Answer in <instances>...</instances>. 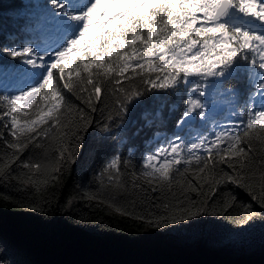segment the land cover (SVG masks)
I'll use <instances>...</instances> for the list:
<instances>
[{
  "label": "snow or ice",
  "instance_id": "1",
  "mask_svg": "<svg viewBox=\"0 0 264 264\" xmlns=\"http://www.w3.org/2000/svg\"><path fill=\"white\" fill-rule=\"evenodd\" d=\"M38 8L21 29L35 35L0 46V119L12 138L0 132V180L43 193L76 163L95 113L104 117L98 130L109 132L146 95L190 85L175 126L192 127L208 120L213 95L237 104L242 93L230 82L246 78L238 124L211 140L177 134L143 158L139 173L113 153L86 195L162 227L233 209V193L214 199L230 184L261 210L241 205L240 222L264 219V105L249 103L264 99V0H46ZM6 80L20 86L12 92ZM159 116L146 110L143 127Z\"/></svg>",
  "mask_w": 264,
  "mask_h": 264
},
{
  "label": "trees",
  "instance_id": "2",
  "mask_svg": "<svg viewBox=\"0 0 264 264\" xmlns=\"http://www.w3.org/2000/svg\"><path fill=\"white\" fill-rule=\"evenodd\" d=\"M42 2L46 0H0V46H13L35 35L21 29L27 19L38 15V5ZM230 83L242 93L240 101L230 104L225 102V96L213 95L215 103L208 120L192 127L175 126L190 85L182 84L175 90L154 91L146 95L130 109L123 126L113 127L109 132L98 130L99 121L104 117L95 113L98 123L82 138L76 163L43 193L33 191L34 185L31 184L0 180V215L4 218L0 219V264H56L48 258L72 240H81L89 247L124 248L192 264H264V219L256 217L248 223H241L239 219L241 205H251L257 212L261 211L244 189L230 184L220 187L214 199H227V192L237 198L234 208L222 215H203L162 227H156L146 218L121 214L116 211L117 204L99 198L88 199L86 195L97 189L95 177L113 153L121 155L124 161H132L139 173L143 158L177 134L188 143L200 135L211 140L213 133H217L213 128L215 125H219V131L223 132L238 124L244 118L240 108L250 89L246 78L234 79ZM5 85L11 86L12 92L20 86L13 80H6ZM249 103L257 106L256 98ZM146 110L153 114L160 111L151 127H143ZM6 120L0 119V132H4L5 138L12 139L4 128ZM141 128L143 130L137 135ZM3 149L4 143L0 140V150ZM30 151L43 154L42 149L33 150L31 146ZM28 155L29 151H26L21 159ZM12 167L13 175L21 171L16 165ZM140 211L142 208L137 206L136 212ZM216 211L221 212L222 208L217 207Z\"/></svg>",
  "mask_w": 264,
  "mask_h": 264
},
{
  "label": "water",
  "instance_id": "3",
  "mask_svg": "<svg viewBox=\"0 0 264 264\" xmlns=\"http://www.w3.org/2000/svg\"><path fill=\"white\" fill-rule=\"evenodd\" d=\"M0 219L4 218L0 215ZM48 260L56 264H192L189 261L161 259L124 248L89 247L81 240L69 241L63 249Z\"/></svg>",
  "mask_w": 264,
  "mask_h": 264
},
{
  "label": "rangeland",
  "instance_id": "4",
  "mask_svg": "<svg viewBox=\"0 0 264 264\" xmlns=\"http://www.w3.org/2000/svg\"><path fill=\"white\" fill-rule=\"evenodd\" d=\"M259 98V102H260V105H264V99H261L260 97H257ZM219 125H215L213 128L216 129V132H220L219 129H218ZM129 250V249H128ZM135 251V250H134Z\"/></svg>",
  "mask_w": 264,
  "mask_h": 264
},
{
  "label": "bare ground",
  "instance_id": "5",
  "mask_svg": "<svg viewBox=\"0 0 264 264\" xmlns=\"http://www.w3.org/2000/svg\"><path fill=\"white\" fill-rule=\"evenodd\" d=\"M6 87H9V88H11V86H9V85H6Z\"/></svg>",
  "mask_w": 264,
  "mask_h": 264
}]
</instances>
